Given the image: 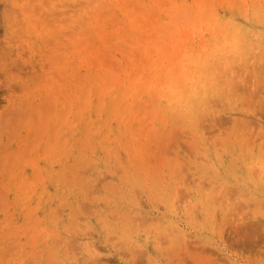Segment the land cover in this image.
Listing matches in <instances>:
<instances>
[{"label":"rangeland","instance_id":"1","mask_svg":"<svg viewBox=\"0 0 264 264\" xmlns=\"http://www.w3.org/2000/svg\"><path fill=\"white\" fill-rule=\"evenodd\" d=\"M263 26L264 0H0V264H264Z\"/></svg>","mask_w":264,"mask_h":264},{"label":"bare ground","instance_id":"2","mask_svg":"<svg viewBox=\"0 0 264 264\" xmlns=\"http://www.w3.org/2000/svg\"><path fill=\"white\" fill-rule=\"evenodd\" d=\"M80 4H81V3H80ZM30 5H31V3H30ZM41 5H42V4H41ZM81 6H82V5H81ZM40 8H41V6H40ZM81 10H82V9H81ZM255 11H256V10H255ZM255 11L253 12L254 14L256 13ZM261 11H262V10H261ZM258 13H259V10H258ZM262 14H263V13H261V15H262ZM245 15H246V14H245ZM245 15H244V17H246ZM247 16H249V14H248ZM255 16L257 17V15H255ZM241 17H242V16H241ZM256 17H253V18H256ZM232 18H233L232 20L234 21L235 16L232 17ZM236 18H237V16H236ZM242 18H243V17H242ZM246 18H247V17H246ZM229 19H230V18H229ZM229 19H228V20L225 19V20L223 21L222 24H224V26H225V24H226L225 27H227L228 23L230 24ZM251 19H252V17H251ZM44 20H45V19H44ZM44 20H43V21H44ZM257 20L259 21V19H257ZM262 20H263V18H262ZM262 20H261V21H262ZM31 21H32V20H31ZM237 21H238V20H237ZM237 21H236V22H237ZM253 21H254V19H253ZM32 22H33V21H32ZM32 22H31V23H32ZM35 22H36V21H35ZM44 22H46V20H45ZM191 22H192V21H191ZM225 22H226V23H225ZM227 22H228V23H227ZM236 22H235V23H236ZM240 22H241V21H240ZM33 23H34V22H33ZM36 23L38 24V22H36ZM39 23H40V22H39ZM46 23H47V22H46ZM187 23H188V22H187ZM241 23H242V22H241ZM241 23H240V24H241ZM252 23H253V22H252ZM40 24H41V23H40ZM240 24H238V25H240ZM34 25H35V27L33 26V28H36V24H35V23H34ZM45 25H46V24H45ZM98 25H99V24H98ZM232 25H233V24H232ZM235 25H236V24H234V26H235ZM242 25H243V23H242ZM244 25H245V24H244ZM244 25H243V27H244ZM46 26H48V24H47ZM46 26H45V27H46ZM259 26H260V25H259ZM39 27H40V25L37 27L36 30H38ZM239 27H240V26H237V29H238ZM245 27H246V26H245ZM260 27H261V26H260ZM263 27H264V26H263ZM27 28H28V27H27ZM233 28H234V27H233ZM241 28H242V26H241ZM246 28H247V27H246ZM253 28H254V27H252V29H253ZM255 28H256V27H255ZM261 28H262V27H261ZM44 29H45V28H44ZM222 29H223V28H222ZM227 29H228V28H227ZM237 29H236V32H235V28H234V30H233V34H234V33H237V31H238ZM245 30H246V29H245ZM260 30H261V29H260ZM80 31H81V30H80ZM221 31L223 32L224 30H221ZM246 31H247V30H246ZM255 31H256V30H255ZM42 32H43V31H42ZM75 32H76V31H75ZM238 32H239V31H238ZM244 32H245V31H244ZM248 32H250V29H248ZM258 32H260V31H256V33H258ZM263 32H264V31H263ZM71 33H72V32H71ZM76 33H77V35H78V34H79V31L76 32ZM83 33H84V32H83ZM72 34L75 35V33H72ZM72 34H70V36H72L71 38L69 37L70 40H75V41H76V39H74V37L77 38V35L73 37ZM81 34H82V33H81ZM242 34H243V31H242ZM242 34H241V35H242ZM251 34H252V33H250L249 35L247 34L248 36H246V37H247V38H250V39H249L250 41L252 40V44H253V46H252V45H250V46H252L253 48H257V47L254 45L255 42L253 41L255 38H254V39H251ZM259 34H260V33H259ZM59 35H60V34H59ZM66 35H68V34H66ZM87 35H88V34H87ZM243 35H244V34H243ZM261 35H262V34H261ZM261 35H260V36H261ZM235 36H236V34H235ZM253 36H255V34L252 35V37H253ZM226 37L228 38V36H226ZM230 37H231V36H230ZM255 37H257V36H255ZM83 38H84V37H83ZM236 38H237V36H236ZM239 38H240V40H241L242 37H239ZM231 39H233V37H232ZM234 39H235V38H234ZM244 39H245V38H244ZM57 40H58V38H57ZM79 40H80V39H79ZM79 40H78L77 42L74 41V43H75V44L78 43ZM223 40H224V39H223ZM255 40H256V39H255ZM258 40H259V39L257 38L256 43H257ZM44 41H45V40H44ZM58 41H59V40H58ZM241 41H243V40H241ZM55 42H56V41H55ZM229 42H231V40H230ZM234 42H235V41H234ZM234 42H231V44L233 45V50H232V51L235 52L234 48H236V49H237L236 51L238 52V51H239V48L235 47V45L233 44ZM246 42H247V39H246ZM253 42H254V43H253ZM258 42H259V41H258ZM33 43H34V42H33ZM48 43H49V42H48ZM51 43H52V41H51ZM239 43H240V41H239ZM239 43H238V44H239ZM65 44H66V42H65ZM72 44H73V43H72ZM225 44H226V40H225ZM229 44H230V43H229ZM229 44H228V45H229ZM231 44H230V45H231ZM236 44H237V43H236ZM257 44H258V43H257ZM209 45H210V44H209ZM230 45H229V46H230ZM52 46H53V45H52ZM74 46H75V45H74ZM78 46H79V45H78ZM217 46H218V45H217ZM217 46H215V47H217ZM221 46H222V45H221ZM226 46H227V44H226ZM229 46H228V47H229ZM209 47H210V46H209ZM209 47H208V50L211 49V48H209ZM223 47H224V45H223ZM242 47H243V45H242ZM258 47H259V46H258ZM66 48H67V49L70 48L69 50H72V49H73V48H71L69 45H68V47L66 46ZM202 48H203V47H202ZM202 48H201V49H202ZM220 48H221V47H220ZM220 48L217 47V49H219V51L222 50V48H221V49H220ZM55 49H57V48L55 47ZM59 49H60V48H59ZM199 49H200V48H199ZM201 49H200V51H201ZM203 49H204V48H203ZM213 49H214V48H213ZM231 49H232V47H230V51L228 50L229 53L231 52ZM246 49L248 50V46H247ZM246 49H245V50H246ZM259 49H262V47H261V48L259 47ZM259 49H258V52H259ZM69 50H68V51H69ZM206 50H207V49H206ZM214 50H215V49H214ZM255 50H257V49H254L253 52H255ZM59 51H60V50H59ZM62 51H63V50H62ZM211 51H212V50H211ZM219 51H218V52H219ZM223 51H225V50H223ZM249 51H250V50H249ZM82 52H83V50H82ZM188 52H189V51H188ZM188 52H187V54H188ZM218 52L216 51V53H218ZM228 52H227V53H228ZM237 52H236V53H237ZM240 52H241V50H240ZM243 52H244V51H243ZM67 53H68V52H67ZM190 53H191V52H190ZM192 53L194 54V52H192ZM195 53H196V51H195ZM197 53H198V50H197ZM199 53H200V52H199ZM199 53H198V55H199ZM214 53H215V52H213V54H214ZM221 53H222V51H221ZM227 53H226V54H227ZM246 53H247V52H246ZM251 53H252V51H251ZM251 53L249 52V54H251ZM68 54H69V53H68ZM202 54H203V53H202ZM211 54H212V53H211ZM219 54H220V53H219ZM219 54H218V55H219ZM243 54H244V53H243ZM254 54H255V53H254ZM254 54H253V55H254ZM70 55H71V54H70ZM74 55H75V54H74ZM216 55H217V54H216ZM220 55H221V54H220ZM220 55H219V56H220ZM223 55H224V54H223ZM223 55H222V56H223ZM229 55H231V54H229ZM256 55H257V54H256ZM186 56H187V55H186ZM203 56H204V55H203ZM206 56H207V55H206ZM224 56H225V55H224ZM231 56H232V55H231ZM196 57H198V56L196 55ZM210 57H211V56H210ZM216 57H217V56H216ZM216 57H215V58H216ZM227 57H228V55H227ZM246 57H247V56H246ZM248 57H249V56H248ZM187 58H189V57H187ZM208 58H209V57H208ZM208 58H207V60H206L207 62H208V60H209ZM212 58H213V57H212ZM220 58H221V57H220ZM220 58L218 57V61H219ZM229 58H230V57H229ZM68 59H69V58H68ZM70 59H71V58H70ZM190 59H191V58H189L187 61H189ZM197 59H198V58H196V60H197ZM221 59H222V58H221ZM221 59H220V61H221ZM226 59H227V58H226ZM240 59H241V57H240ZM191 60H192V59H191ZM196 60H194V61H196ZM215 60H216V59H215ZM227 60H228V59H227ZM227 60H226V61H227ZM231 60L233 61V59H231ZM237 60H238V59H237ZM237 60H236V61H237ZM194 61H193V62L190 61V62L194 63ZM211 61H212V60H209V62H211ZM223 61H225V59H224ZM226 61H225V63H226ZM236 61H235V62H236ZM190 62H186L187 64L184 65V66H186L185 68H187V69H186L187 71H190V70H191V67H196V66H192V64H189ZM212 62H213L214 64H217V63H215V62H217V61H214V60H213ZM233 62H234V61H233ZM235 62H234V63H235ZM237 62H238V61H237ZM237 62H236L234 65L238 64ZM241 62H242V60H241ZM242 63H243V62H242ZM249 63H250V62H249ZM64 64H65V63H64ZM73 64H75V63H73ZM188 64L191 66L190 68H189V65H188ZM75 65H76V64H75ZM187 65H188V66H187ZM197 65H198V64H197ZM201 65H202V64H201ZM204 65H205V62H204ZM204 65H203V66H204ZM209 65L212 66V64H210V63H209ZM218 65H220V64L218 63ZM221 65H222V67H224L223 64H221ZM239 65H240V64H239ZM239 65L237 66L238 68H240ZM63 66H64V65H63ZM70 66H71V65H70ZM206 66H207V65H206ZM214 66H215V65H214ZM226 66H227V65H226ZM226 66H225V67H226ZM230 66H231V68H232V65H230ZM197 67H199V66H197ZM201 67H202V66H201ZM208 67H209V66H208ZM216 67H217V66H216ZM244 67H245V65H244ZM205 68H206V67H205ZM214 68H215V67H214ZM218 68H219V70H218ZM218 68H217L218 72H219V71L222 72L223 69H221L219 66H218ZM233 68H234V67H233ZM235 68H236V67H235ZM238 68H236V69H238ZM250 68H251V66H250ZM75 69H76V68H75ZM189 69H190V70H189ZM196 69H198V68H196ZM202 69H203V68H202ZM207 69H208V68H207ZM207 69H206V70H207ZM209 69H210V68H209ZM242 69H243V68L241 67V69L235 70V71H237V74H236L237 77L239 76V74H241V72L243 73V71H239V70H242ZM59 70H60V68H59ZM186 70L184 69V71H186ZM206 70H205V71H206ZM228 70H229V69H228ZM197 71H198V70H197ZM197 71H195V72H197ZM201 71H202V70H201ZM201 71H198V72H201ZM207 71H208V70H207ZM207 71H206V72H207ZM210 71H211V70H209V72H210ZM215 71H216V68H215ZM249 71H250V70H249ZM84 72H85V71H84ZM213 72H214V70H212V73H213ZM216 72H217V71H216ZM216 72L213 73V78H214V75H215V77H217V76H216ZM218 72H217V73H218ZM225 72L227 73V71H225ZM225 72H222V73H223V74H226ZM230 72H231V70H230ZM230 72H229V77H230ZM238 72H239V73H238ZM80 73H81V72H80ZM183 73H184V72H183ZM231 73H232V72H231ZM191 74H193V73L190 71L189 76H190ZM227 74H228V73H227ZM227 74H226V75H227ZM183 75H184V74H182V76H183ZM194 75H195V74H194ZM204 75H205V74H204ZM217 75H218V74H217ZM62 76H63V75H62ZM78 76H79V75H78ZM78 76H77V77H78ZM81 76H82V75H81ZM184 76H185V75H184ZM187 76H188V72H187ZM189 76H188V79H190ZM196 76H197V73H196ZM196 76H195V77H196ZM208 76H209V75H208ZM211 76H212V74H211ZM218 76H219V75H218ZM223 76H224V75H222V77H220V78H221V79L224 78ZM234 76H235V75H234ZM234 76H233V79H235V77H236V76H235V77H234ZM197 77L199 78V73H198V76H197ZM204 77H206V76H204ZM227 77H228V76H227ZM245 77H246V76H245ZM54 78H55V77H54ZM183 78L186 79V77H183ZM191 78H192V76H191ZM200 78H201V77H200ZM211 78H212V77H211ZM218 78H219V77H218ZM220 78H219V79H220ZM247 78H248V77H247ZM251 78H252V77H251ZM58 79H60V78H58ZM83 79H84V78H83ZM219 79H218V80H219ZM226 79H227V78H226ZM71 80H72V79H71ZM76 80H77V79H76ZM84 80H85V79H84ZM84 80H83V81H84ZM190 80H191V79H190ZM190 80H189V82L191 83L192 81H190ZM194 80H195V78H194ZM208 80H210V79L208 78ZM213 80H214V79H213ZM215 80H216V79H215ZM218 80H216V81H218ZM239 80H240V79H239ZM263 80H264V79H263ZM54 81H57V80L55 79ZM63 81H64V79H63ZM81 81H82V80H81ZM195 81H196V80H195ZM198 81H199V80L197 79V85H199ZM210 81H211V80H210ZM210 81L207 82V79H206V82H207L206 84L209 83V86H210ZM226 81H227V80H226ZM226 81H222V80H220L219 83H221V85H219V87H221V86L223 87L222 83H224V82H226ZM85 82H86V80H85ZM185 82H188V80L186 79ZM227 82H228V81H227ZM55 83H56V82H55ZM60 83H61V81H60ZM183 83H184V81H183ZM190 83H189V84H190ZM200 83H202L203 85L205 84V83H203V80H202V82L200 81ZM219 83L217 82V85H218ZM238 83H239V82H238ZM246 83H248V81H247ZM249 83H250V82H249ZM56 84H57V83H56ZM81 84H82V83H81ZM193 84H194V83H193ZM193 84H192V85H193ZM195 84H196V82H195ZM202 84L199 85V87H201ZM239 84H240V83H239ZM177 85H179V83L176 84V86H177ZM215 85H216V84H215ZM224 85H225V84H224ZM250 85H251V84H250ZM54 86H55V84H54ZM58 86H59V85L57 84V87H58ZM82 86H83V85H82ZM174 86H175V85H174ZM176 86L173 87V88H176ZM179 86H181V83H180ZM179 86H178V88H179ZM229 86H230V85H229ZM244 86H245V85H244ZM88 87H89V85H88ZM185 87H186V86H185ZM185 87H183V89H186ZM192 87L194 88V86H191L190 89H191ZM202 87L205 88V85L202 86ZM202 87H201V88H202ZM214 87H215V86H214ZM217 87H218V86H217ZM257 87H259V86H257ZM193 88L191 89L192 91H193ZM211 88H212V87H211ZM84 89H85V88H84ZM176 89H177V88H176ZM181 89H182V87H180V93L182 92ZM202 89H203V88H202ZM222 89H224V88H222ZM222 89H221V90H222ZM227 89H228V88H227ZM239 89H240V88H239ZM250 89H251V87H250ZM259 89H260V87H259ZM88 90H89V88H88ZM206 90H207V89H206ZM208 90H209V87H208ZM211 90H212V89H211ZM221 90H220V91H221ZM228 90H229V89H228ZM228 90H226V88H225L224 93H225V91L228 92ZM247 90H249V88H248ZM64 91H65V90H64ZM186 91H187V90H186ZM186 91H183V92H186ZM192 91H191V92H192ZM195 91H196V90H195ZM204 91H205V90H204ZM215 91H216V90H215ZM217 91H218V89H217ZM237 91H238V90H237ZM168 92H169V91H168ZM171 92H172V91H171ZM198 92H199V91L195 92L194 95L196 96V94H197ZM206 92H207V91H206ZM244 92H245V90H244ZM256 92H257V91H256ZM258 92H259V91H258ZM65 93H67V92H65ZM173 93H174V91H173ZM173 93H172V94H173ZM204 93H205V92H204ZM204 93H203V91H202V94H204ZM209 93H210V92H209ZM215 93H216V92H215ZM231 93H232V92H231ZM246 93L248 94V92H246ZM251 93H252V95L254 94V92H253L252 90H251ZM251 93H249V94L251 95ZM58 94H59V93H58ZM69 94H70V93H69ZM71 94H72V93H71ZM87 94H88V92H87ZM181 94H184V93H181ZM185 94H186V93H185ZM185 94H184V95H185ZM187 94H189V93L187 92ZM200 94H201V93H200ZM207 94H208V93H207ZM212 94H213V92H212ZM222 94H223V92H222ZM222 94H220V96H221ZM226 94H228V93H226ZM226 94H225V97H224V95H223L222 98H220V99H221V100H224L223 98L226 99ZM59 95H60V94H59ZM190 95H191V94H189V96H190ZM204 95H206V93H205ZM210 95H211V94H210ZM210 95H209V96H210ZM230 95H231V94H230ZM71 96H72V95H71ZM74 96H75V95H74ZM202 96H203V95H202ZM202 96H200V97H202ZM211 96H212V95H211ZM215 96H216V95H215ZM215 96H213V97H215ZM227 96L229 97V95H227ZM254 96H255V95H254ZM76 97H77V96H76ZM84 97L86 98V96H84ZM173 97H174V96H173ZM180 97H181V98H182V97L184 98V96H181V95H180ZM180 97L177 96L176 98L178 99V98H180ZM192 97H193V96H192ZM197 97H198V96H197ZM203 97H204V96H203ZM217 97H219V96L217 95ZM250 97H251V96H250ZM43 98H45V96H44ZM43 98H42V99H43ZM87 98H88V95H87ZM170 98H171V97L167 98V99H168L167 101L169 102V104H170V106H171L172 102H170ZM174 98H175V97H174ZM181 98H180V99H181ZM183 98H182V99H183ZM193 98H194V97H193ZM195 98H196V97H195ZM195 98H194V99H195ZM207 98H209V97L207 96ZM248 98H249V97H248ZM48 99H49V98H48ZM48 99H47V101H48ZM68 99H69V98H68ZM172 99H173V98H172ZM180 99H179V100H180ZM182 99H181V100H182ZM185 99H186V98H184L183 100H185ZM196 99H197V98H196ZM200 99H201V98H200ZM200 99H199V100H200ZM215 99H216V98H215ZM215 99H214V100H215ZM218 99H219V98H217V101L215 100L216 102H214V101L211 99V101H210V102H211V105H209V107H210V106H211V107H214L213 104H214V105L216 104L215 106H217ZM252 99H253V97H252ZM71 100H72V99H71ZM76 100H77V99H76ZM84 100H85V99H84ZM84 100H83V102H84ZM86 100H87V99H86ZM86 100H85V102H86ZM181 100H180V101H181ZM183 100H182V101H183ZM192 100H193V99H192ZM202 100H204V98H203ZM205 100H206V99H205ZM209 100H210V99H208V101H209ZM44 101H45V100H44ZM44 101L41 100L42 104H43ZM64 101H65V100H64ZM68 101H69V100H68ZM88 101H89V99H88ZM88 101H87V102H88ZM175 101H177V100H175ZM180 101H179L178 103H180ZM187 101H188V100H187ZM187 101H185V102H187ZM190 101H191V100H190ZM190 101H189V102H190ZM196 101H197V100H196ZM196 101H194V102H196ZM224 101H227V100H224ZM249 101H251V99H250ZM249 101H248V102H249ZM185 102H184V101L181 102V103H182L181 105H183V103L185 104ZM213 102H214V103H213ZM248 102H247V103H248ZM99 103H100V101H99ZM178 103H176V104H178ZM204 103H205V102H204ZM204 103H203V104H204ZM245 103H246V102H245ZM33 104H35V103H33ZM52 104H53V103H51V107L53 108V105H52ZM67 104H69V103H67ZM190 104H191V102H190ZM192 104H193V102H192ZM198 104H199V103H198ZM206 104H207V103H206ZM206 104L201 105V106L204 107ZM218 104H219V102H218ZM35 105H37V103H36ZM47 105H48V103H47ZM87 105H88V104H87ZM172 105H173V104H172ZM178 105H179V104H178ZM242 105H243V104H242ZM39 106H41V105L39 104ZM42 106H43V105H42ZM79 106H80V105H79ZM82 106H83V105H82ZM187 106H188V105H187ZM207 106H208V104H207ZM220 106H221V105H220ZM36 107H37V106H36ZM45 107H46V105H45ZM47 107H48V106H47ZM85 107H86V105H85ZM167 107H168V106H167ZM167 107L165 106V108H167ZM195 107H197V105L194 106V108H195ZM205 107H206V106H205ZM261 107H262V105H260V108H261ZM42 108H43V107H42ZM77 108H78V107H77ZM77 108H76V109H77ZM80 108H81V107H80ZM171 108H174V107L171 106ZM183 108H184V107H183ZM183 108H182V109H183ZM189 108H191V106H189ZM189 108H188V109H189ZM33 109H35V107H34ZM67 109H68V108H67ZM169 109H170V108H169ZM169 109H168V110H169ZM174 109L176 110V108H174ZM179 109H181V107H180ZM199 109H201V108H199ZM199 109H198V110H199ZM206 109H207V108H206ZM212 109H213V108H212ZM262 109H264V108H262ZM45 110H47V109H45ZM79 110H80V109H79ZM82 110H84V109L82 108ZM85 110H86V109H85ZM166 110H167V109H166ZM175 110H174V111H175ZM184 110L187 112V115L185 114V115H182V116H184V117H186V116H187V117L190 116V115H188L189 113H188L187 109L185 108ZM184 110H182L181 112H183ZM193 110H194V109H193ZM213 110H214V109H213ZM68 111H69V109H68ZM76 111H77V110H76ZM169 111L171 112V111H173V109H172V110H169ZM174 111H173V112H174ZM195 111H196V110H195ZM210 111H211V110H210ZM35 112H36V111H35ZM50 112H51V111H50ZM170 112H169V116H171V115H170ZM186 112H185V113H186ZM204 112H207V111H204ZM244 112H245V111H244ZM244 112H243V113H244ZM46 113H47V111L45 112V114H46ZM48 113H49V112H48ZM81 113H82V112H81ZM175 113H176V111H175ZM175 113H172V114L174 115ZM177 113H179V112H177ZM183 113H184V112H183ZM200 113H201V112H200ZM207 113H208V112H207ZM207 113H206V114H207ZM209 113H210V112H209ZM215 113H216V111H215ZM215 113H213V115H214ZM52 114H53V112H52ZM66 114H67V113H66ZM79 114H80V113H79ZM244 114H245V113H244ZM43 115H44V114H43ZM197 115H198V114H197ZM34 116H35V115H34ZM62 116H63V115H62ZM64 116H66V115H64ZM79 116H80V115H79ZM175 116L177 117V114H175ZM175 116H174V117H175ZM178 116H180V113H179ZM195 116H196V115H195ZM219 116H220V115H219ZM171 117H172V116H171ZM180 117H181V116H180ZM196 117H197V116H196ZM202 117H203V116H202ZM202 117H201V119H202ZM216 117H217V115H216ZM65 118H66V117H65ZM190 118H191V117H189L188 120H191ZM197 118H198V120H199V117H197ZM204 118H205V117H203V120H204ZM235 118H236V117H235ZM89 119H90V118H89ZM171 119H172V118H171ZM173 119H174V118H173ZM177 119H178V118H177ZM205 119H206V118H205ZM220 119H221V118H220ZM223 119H224V117H222V121H223ZM226 119H228L227 116H226ZM42 120H43V118H42ZM169 120H170V119H169ZM182 120H184V119L182 118ZM188 120H187V121H188ZM211 120H212V117H211ZM217 120H218V119H217ZM228 120H229V119H228ZM54 121H56V120H54ZM174 121H175V120H174ZM196 121H197V119H196ZM206 121H207V119H206ZM208 121H209V123H211V121H210L209 119H208ZM242 121H243V119H242ZM44 122H46V121H44ZM60 122H61V121H60ZM88 122H89V121H88ZM88 122H87V123H88ZM188 122H190V121H188ZM194 122H195V121H194ZM225 122H227V120H226ZM229 122H230V121H229ZM245 122H246V121H245ZM248 122H249V121H248ZM251 122H252V121H251ZM251 122H250V123H251ZM41 123H42V122H41ZM63 123H64V122H63ZM83 123H84V122H83ZM202 123H203V122H202ZM202 123H200V124H202ZM209 123H208V125H209ZM214 123H215V122H214ZM217 123H218V122H217ZM60 124H61V123H60ZM60 124H59V125H60ZM206 124H207V123H206ZM212 124H213V123H211L210 125H212ZM222 124H223V123H222ZM251 124H252V123H251ZM71 125H72V124H71ZM210 125H209L208 127H210ZM249 125H250V124H249ZM44 126H45V125H44ZM62 126H63V125H62ZM237 126H238V122H237ZM243 126H244V125H243ZM246 126H247V125H245V127H246ZM206 127H207V126H206ZM247 127H248V126H247ZM89 128H90V127H89ZM89 128H88V129H89ZM238 128H239V126H238ZM241 128H243V127H241ZM241 128H240V129H241ZM248 128H249V127H248ZM44 129H46V127H45ZM88 129H86V130L88 131ZM206 129H207V128H206ZM208 129H209V128H208ZM212 129H213V128H212ZM246 129H247V128H246ZM56 130H57V129H56ZM242 130H243V129H242ZM244 130H245V129H244ZM247 130H248V129H247ZM253 130H254V129H253ZM38 131H39V134H40V131L42 132L43 130H38ZM54 131H55V130H54ZM209 131H210V130H209ZM211 131H212V130H211ZM83 132H85V131H83ZM88 132H89V131H88ZM205 132H206V131H205ZM86 133H87V132L84 133V134H85L84 136H86ZM252 133H253V132H252ZM72 134H73V131H72ZM55 135H56V134H55ZM82 135H83V134H82ZM172 135H173V134H172ZM237 135H238V134H237ZM252 135H253V134H252ZM172 137H173V136H172ZM173 138H174V137H173ZM250 138H251V137H250ZM54 139H55V138H54ZM86 139H88V138L86 137ZM251 139H252V138H251ZM251 139H249V140L251 141ZM64 140H65V139H64ZM79 140H80V139H79ZM82 140H83V139H82ZM82 140H81V141H82ZM250 141H249V142H250ZM253 141H254V140H253ZM61 142H62V141H61ZM88 142H89V141H87L86 144H88ZM80 143H81V142H80ZM161 143H162V142H161ZM161 143H160V144H161ZM86 144H85V146H86ZM69 145H70V144H69ZM83 145H84V144H83ZM169 145H170V144H169ZM248 145H249V143H248ZM79 147H80V146H79ZM159 147H160V146H159ZM159 147H158V148H159ZM163 147H164V146H163ZM160 149H161V147H160ZM162 149H163V148H162ZM69 150H70V149H69ZM82 151H83V149H82ZM167 151H168V150H167ZM162 153H163V150H162ZM80 154H82V153H80ZM157 154H158V153H157ZM163 154H164V153H163ZM253 154H254V153H253ZM255 154H256V153H255ZM255 154H254V155H255ZM256 156H257V155H256ZM136 157H138V156H136ZM147 157H148V156H147ZM253 157H254V156H253ZM263 157H264V156H263ZM79 158H80V156H79ZM244 158L246 159L247 157L244 156ZM76 159H77V158H76ZM232 159H233V158H232ZM77 160H78V159H77ZM81 160H82V159H81ZM149 160H150V159H149ZM175 161H176V160H175ZM222 161H223V160H222ZM225 162H227L226 159H225ZM239 163H240V162H239ZM259 163H260V160H259ZM227 164H228V163H227ZM236 164H238V163H236ZM262 164H263V163H262ZM173 165H174V163H173ZM229 165H230V164H229ZM247 166H248V165H247ZM249 166H250V164H249ZM228 167H229V166H228ZM232 167H233V166H232ZM178 168H179V167H178ZM222 168H223V166H222ZM229 168H231V167H229ZM234 168H235V167H234ZM240 168H241V167H239V170H240ZM254 168H255V167H254ZM179 169H180V168H179ZM256 169H257V168H256ZM256 169H255V170H256ZM241 170H242V169H241ZM243 170H244V169H243ZM257 170H258V169H257ZM242 173H244V172H242ZM258 173H259V172H258ZM260 173H261V172H260ZM177 175H178V174H177ZM177 175H176V176H177ZM181 180H182V179H181ZM183 181H184V180H183ZM183 181H182V182H183ZM227 181H228V180H227ZM228 183H230V182H228ZM181 184H182V183H181ZM223 184H225V183L223 182ZM223 184H222V185H223ZM178 185H179V184H178ZM182 185H183V184H182ZM76 186H77V185H76ZM177 188H178V187H177ZM227 189H229V188H227ZM224 190H225V189H224ZM224 190H223V191H224ZM230 190H231V189H230ZM175 191H177V190H175ZM201 191H202V190H201ZM75 192H76V191H75ZM85 192H86V190H85ZM224 192H225V191H224ZM177 193H178V192H177ZM227 193H228V192H227ZM231 193H232V190H231ZM233 193L235 194L234 191H233ZM173 194H174V193H173ZM178 194H179V193H178ZM180 194H181V193H180ZM229 194H230V193H229ZM88 195H89V193H88ZM175 195H176V194H175ZM224 195H225V194H224ZM227 195H228V194H227ZM220 196H221V192H220ZM225 196H226V195H225ZM225 196H222V197L225 198ZM230 196H231V195H230ZM69 197H71V195H70ZM86 198H88V196H86ZM72 199H73V198H72ZM131 199H132V198H131ZM217 199H218V197H217ZM217 199H216V200H217ZM227 199H228V198H227ZM230 199H231V197H230ZM67 200H68V198H67ZM69 200H70V199H69ZM92 200H93V199H92ZM172 200H173V199H172ZM216 200H215V201H216ZM90 201H91V200H90ZM105 201H107V200H105ZM137 201H138V200H137ZM225 201H226V199H225ZM225 201L223 200V202H225ZM63 202H64V201H63ZM83 202H84V201H83ZM126 202H127V201H126ZM133 202H134V201H133ZM79 203H80V202H79ZM121 203H122V202H121ZM140 203H141V202H140ZM209 204H210V203H209ZM215 204H216V203H215ZM140 205H141V204H140ZM141 206H142V205H141ZM186 206H187V205H186ZM75 207H76V206H75ZM117 207H118V205H117ZM36 208H37V207H36ZM122 208H123V207H122ZM122 208H121V209H122ZM186 208H187V207H186ZM200 208H201V207H200ZM56 209H57V208H56ZM198 209H199V208L195 209V210H194V213H195V212L197 213ZM113 210H114V209H112V211H113ZM123 210H124V209H123ZM215 210H216V209H215ZM192 211H193V210H192ZM213 212H214V210H213ZM56 213H57V212H56ZM113 213H114V212H113ZM124 213H125V212H124ZM196 213H195V214H196ZM214 213H215V212H214ZM136 214H138V213H136ZM184 214H185V212H184ZM212 214H213V213H212ZM193 215H194V214H193ZM198 215H199V214H198ZM201 215L203 216V214H201ZM112 216H113V215H112ZM143 216H144V215H143ZM51 217H54V216L52 215ZM132 217H133V216H132ZM141 217H142V216H141ZM187 217H188V216H187ZM75 218H76V217H75ZM133 218H134V217H133ZM147 218H148V217H147ZM67 219H68V218H67ZM140 219H141V218H140ZM185 219H186V218H185ZM188 219H189V217H188ZM190 219H193V218L191 217ZM74 220H75V219H74ZM146 220H147V219H146ZM148 220H150V218H149ZM152 220H153V219H152ZM69 221H70V219H69ZM153 221H154V220H153ZM63 222H64V221H63ZM72 222H73V221H72ZM139 222H140V221H139ZM139 222H138V224H139ZM66 223H67V222H66ZM74 223H75V222H74ZM140 223H141V222H140ZM143 223H144V222H143ZM186 223H187V222H186ZM171 224H172V223H171ZM145 225H146V223H145ZM143 226H144V224H143ZM151 226H152V225H150V227H151ZM172 226H173V225H172ZM132 227H133V226H132ZM137 227L139 228V226H137ZM143 228H144V227H143ZM41 229H42V228H41ZM37 230H38V229H37ZM39 230H40V229H39ZM41 231H42V230H40V232H41ZM37 232H38V231H37ZM50 233H51V232L47 233V235L50 234ZM57 233H58V232H57ZM122 233H123V232H122ZM38 234H39V233H37L36 235H38ZM51 234H52V233H51ZM51 234H50V235H51ZM44 235H45V234H44ZM50 235H49V236H50ZM86 235H87V234H86ZM82 236H83V235H82ZM129 236H130V235H129ZM43 239H44V237H43ZM43 239H42V240H43ZM45 239H46V238H45ZM40 242H41V241H40ZM29 243H30V242H29ZM44 244H45V243H44ZM83 245H84V244H83ZM93 246H94V245H93ZM22 247H23V246H22ZM67 247H68V246H67ZM90 247H91V246H90ZM19 248H20V247H18V249H19ZM93 248H94V247H93ZM184 248H185V247H184ZM14 249H15V248H14ZM67 249H68V248H67ZM88 249H89V248H88ZM90 249H91V248H90ZM210 249H211V247H210ZM83 250H84V249H83ZM62 251H63V250H62ZM67 251H68V250H67ZM85 251H86V250H85ZM92 251H93V249H92ZM202 251H203V250H202ZM202 251H201V252H202ZM29 252H30V251H29ZM52 252H53V248H52ZM64 252H66V251H63V253H64ZM68 252H70V251H68ZM186 252H187V251H186ZM204 252H205V250H204ZM24 253H27V252H24ZM28 254H29V253H28ZM68 254H69V253H68ZM195 254H196V253H195ZM199 254H200V252H199ZM204 254H205V253H204ZM65 255H66V254H65ZM176 255H177V254H176ZM191 255H192V254H191ZM191 255H190V256H191ZM208 255H209V254H208ZM174 256H175V254H174ZM199 256H200V255H199ZM25 257H27V254H26ZM46 257H47V256H46ZM48 257H49V260H50V256H49V255H48ZM180 258H181V257H180ZM47 259H48V258H46L45 260H47ZM71 259H72V258H71ZM181 259H182V258H181ZM72 260H74V258H73ZM202 260L204 261V258H202ZM56 261H57V260H56ZM68 261H69V260H68ZM198 261H199V260H198ZM48 262H49V261H48ZM52 262H53V261H52ZM94 262H95V261H94ZM177 262H178V260H177ZM196 262H197V260H196ZM212 262H213V261H212ZM58 263H59V262H58ZM58 263H57V264H58ZM84 263H85V262H84ZM36 264H38V263L36 262ZM48 264H49V263H48ZM204 264H205V261H204ZM211 264H212V263H211Z\"/></svg>","mask_w":264,"mask_h":264}]
</instances>
